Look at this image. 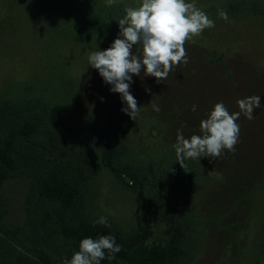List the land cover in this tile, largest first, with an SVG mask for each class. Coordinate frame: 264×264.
<instances>
[{
    "label": "rangeland",
    "instance_id": "rangeland-1",
    "mask_svg": "<svg viewBox=\"0 0 264 264\" xmlns=\"http://www.w3.org/2000/svg\"><path fill=\"white\" fill-rule=\"evenodd\" d=\"M139 2L0 0V151L13 166L8 220L25 228L55 177L78 190L72 226L110 230L118 242L144 230L146 248L175 241L173 264H264V0H187L215 26L186 43L188 64L164 82L143 69L133 75L130 92L141 107L134 121L121 116L126 104L87 57L111 46L124 8ZM254 95L261 107L252 120L240 115L235 153L181 168L177 130L201 134L216 103L234 113L238 100ZM102 216L108 226L93 223Z\"/></svg>",
    "mask_w": 264,
    "mask_h": 264
},
{
    "label": "clouds",
    "instance_id": "clouds-1",
    "mask_svg": "<svg viewBox=\"0 0 264 264\" xmlns=\"http://www.w3.org/2000/svg\"><path fill=\"white\" fill-rule=\"evenodd\" d=\"M112 3L113 0H108L109 6ZM124 13L111 46L92 51L87 61L104 82L111 85L110 91L120 94L122 103L126 104L121 110L135 121L141 107L130 92L133 75L139 76L143 69L145 77H155L157 83L164 82L175 67L188 64L186 43L213 28L215 23L194 2L187 0H140L136 6H126ZM218 15L225 21L229 19L223 10H219ZM145 91L150 92V89ZM237 104L240 111L229 113L222 102L216 103L207 118L201 120L200 135L185 138L182 129L177 130L173 147L181 168L185 170L186 160L214 159L225 151L235 153L240 135L237 121L241 114L248 120L254 119V109L261 107V99L254 95L238 100ZM152 108L160 111L156 104H152ZM192 110H196L195 105ZM93 223L108 226L103 216ZM121 250L112 235L88 237L80 241L79 251L63 264H101L106 258L114 259V254Z\"/></svg>",
    "mask_w": 264,
    "mask_h": 264
},
{
    "label": "trees",
    "instance_id": "trees-1",
    "mask_svg": "<svg viewBox=\"0 0 264 264\" xmlns=\"http://www.w3.org/2000/svg\"><path fill=\"white\" fill-rule=\"evenodd\" d=\"M123 107L126 105H122L119 112L122 117L129 119L130 116L121 110ZM189 123L191 124V121ZM9 143L6 140V146ZM110 159V150L109 153L104 151L101 154L103 165L109 166ZM12 167L11 161H7V153L0 151V264H63L65 259L70 260L72 255L79 251L82 239H96L101 235L114 236L110 230L86 222H78L77 226H72L68 213L78 198V190L75 183L55 177L42 189L45 199L41 213L28 216L29 223L25 228H22L21 224L10 222L7 217L9 202L5 196V184ZM262 168L264 170V164ZM174 232L177 236L178 229ZM146 237L144 230L135 231L124 242H118L115 237L122 250L114 254V259L106 258L101 264H173L180 254L175 241L163 247L153 245L146 248ZM53 238L61 240L60 247L54 244Z\"/></svg>",
    "mask_w": 264,
    "mask_h": 264
}]
</instances>
